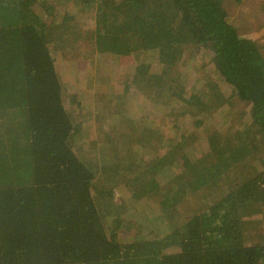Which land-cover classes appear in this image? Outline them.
Wrapping results in <instances>:
<instances>
[{"label": "trees", "instance_id": "trees-1", "mask_svg": "<svg viewBox=\"0 0 264 264\" xmlns=\"http://www.w3.org/2000/svg\"><path fill=\"white\" fill-rule=\"evenodd\" d=\"M92 1L103 23L97 37L117 50L110 53L119 55L126 38L123 53L158 51L160 72L152 80L136 79L149 69L144 60L132 82L111 95L122 102L134 96L149 120L131 135L134 117H120L127 130L107 132L98 156L88 158L70 139L76 128L43 36L49 24L37 13L48 9L46 0H0V264H264V233L243 227L264 210V165L245 164L253 142L264 153V54L230 22L227 8L235 0H162L151 19L152 0ZM189 41L250 104L244 134L228 137L205 125L221 95L210 86L200 97L191 80L181 79L178 64L192 56L184 53ZM195 146L202 148L192 157L187 152ZM152 151L157 156L145 164ZM107 178L135 199L154 198L159 225L119 239L122 212L103 213L96 201L110 202L101 183ZM189 192L203 198L193 210L182 206ZM122 205L125 212L135 208ZM172 246L177 250L167 252Z\"/></svg>", "mask_w": 264, "mask_h": 264}, {"label": "rangeland", "instance_id": "rangeland-1", "mask_svg": "<svg viewBox=\"0 0 264 264\" xmlns=\"http://www.w3.org/2000/svg\"><path fill=\"white\" fill-rule=\"evenodd\" d=\"M38 1L40 2V0ZM148 3H150L148 17L151 19L154 14L160 11L162 0H152ZM229 3L227 9L230 11V22L239 29L241 35L255 40L264 54V0H241V3L238 4L235 0V2ZM46 6L48 9L39 6L37 13L49 24L43 36L61 79L66 109L76 128L70 139L76 147L80 144L82 151L88 150L86 153L91 159L92 156H98V150L107 132L113 130L114 134H121L127 130L125 122L118 124L120 117H126V114L134 117L132 120L135 123L133 126L135 131L130 129L131 135H136L141 131L144 124L146 126V120H149L147 113L146 111L143 112L144 107L142 105L136 103H140V100L132 96L129 100L124 98L125 101L122 102L120 98L115 99L111 95L119 91L121 86L127 82H132L136 74L135 68L142 65L144 60L149 61V69L144 70L146 73L137 75L136 79L139 78L142 81L141 84L145 83L149 76L152 80L151 74L160 72L157 62L158 51L154 49L140 51L137 49L123 53L122 50L129 46V41L126 42L127 38L123 35V38L126 39L123 40L125 43H122L120 47L118 46V50L121 51H118L119 55L110 53V51L117 50L110 45H104L103 40L100 41L97 37V31H102L98 29L103 28V23H97V20L99 22V13L96 12V3L92 0H46ZM46 12L52 13L53 16ZM134 40L135 38L133 42ZM183 48L185 54H192V56L191 58L182 56L178 64L181 79L183 81L191 80L197 90L199 89L200 97L205 96L210 86L216 87L217 94L221 95L222 104L208 113L205 125L220 130L223 135L228 134V137H234L237 133L244 134L243 131L251 123L250 104L240 101L231 92V87L223 82L213 69L209 56L198 50L199 48L195 47L192 41L183 44ZM117 103L124 108L122 114L117 112V110L122 109L116 105ZM138 116L141 120L140 118L136 119ZM166 129L164 128V130ZM171 129L179 130L176 124H172ZM183 131L184 129H181L179 133ZM234 141H236L235 138ZM253 144V152L246 159L245 164L248 167L253 166L260 169L264 165V153L256 142ZM201 148V146H195L187 153L195 157V153ZM154 156H157V151H152L148 155L149 159L145 161V164L151 161L150 159H153ZM177 170L174 169L172 173ZM106 180L111 181L109 178L104 181ZM160 180L165 182L167 179L160 178ZM104 181L101 183L110 188L107 191V196L111 198L110 202L103 205V201L100 200V205L99 201H96L103 213L106 210L113 213L122 212L120 216L123 218V222L118 231L119 239L124 242L130 241L139 235L137 233L142 234V232L147 231V225L152 228L159 225L154 216H157L161 206L154 198L150 200L143 196L140 199H135L132 197L133 194L127 191L122 192L121 185L114 187L113 181L111 183ZM131 198L138 202L133 204ZM182 201H184L182 206L186 210H193L202 204L203 198L194 192H189ZM122 203H125V206L134 205L135 208L125 212L121 207H118ZM165 204L166 207H170L172 201L170 200ZM132 215H135V218ZM148 217L150 222H147ZM243 227L246 232L252 235L264 233V210L257 215L246 217ZM175 250H177L175 246L166 249L167 252Z\"/></svg>", "mask_w": 264, "mask_h": 264}]
</instances>
